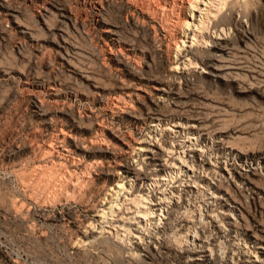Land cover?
Masks as SVG:
<instances>
[{"label":"rangeland","instance_id":"obj_1","mask_svg":"<svg viewBox=\"0 0 264 264\" xmlns=\"http://www.w3.org/2000/svg\"><path fill=\"white\" fill-rule=\"evenodd\" d=\"M233 1L243 24L229 18L224 40L189 55L225 71L178 77L176 15L158 20L143 0H0V264H209L184 250L200 237L193 219L217 242L216 264L243 251L264 264V0ZM158 118L196 124L205 147L188 160L215 186L184 196L158 252L135 250L130 228L86 235L108 225L96 217L102 207H119L108 195L116 171L148 183L126 140L183 151L175 136L150 130ZM213 189L224 201L207 204ZM223 204L235 218L221 234L205 216Z\"/></svg>","mask_w":264,"mask_h":264},{"label":"bare ground","instance_id":"obj_2","mask_svg":"<svg viewBox=\"0 0 264 264\" xmlns=\"http://www.w3.org/2000/svg\"><path fill=\"white\" fill-rule=\"evenodd\" d=\"M143 1L147 7V12H152L158 20L159 16L176 15L172 21L176 32V41L169 48L170 53L175 54V59L173 61L174 66L171 69L173 74H176L178 77L184 74L198 76L203 74L209 75L210 73L218 76L221 70L226 69L225 67H221V65L217 67L216 63L210 62L208 58L207 61L212 64L198 66L191 62L189 55L207 51L209 46L215 47L220 41L224 40L227 36V33H225V27L228 25L227 20L229 18H236V21L243 24L242 19L244 18V13L238 6L237 8L233 6V0ZM227 13L230 15L229 17H227ZM201 54L203 55V53ZM195 128L196 124L192 121L181 122L177 119L165 121L159 118L151 121L150 130L152 132L160 130L162 134L172 135L177 138L178 142L183 145V151L180 153L176 152V149L174 150L171 147H164L165 145H161L159 140L152 137H145L134 141L126 140L123 143L125 153H128V155L133 154L134 158L132 159H134L135 168H137V170L148 172V177H146L148 183L141 185V187H137L135 182L131 183L130 180L127 179V176H122L121 173L114 170L116 171V175L114 176L117 178L118 184H116L115 188L111 190L108 195L111 198H114V196L120 197L119 199H116L120 201L119 207L117 205L118 202L115 204L117 207H114L115 205H109L107 208L102 207L99 212L97 211L98 214L96 217L100 222L102 221L105 223V220H107L106 222L108 225L104 227H102L103 225L100 226L101 229L99 228V231L97 229L98 232L94 231L96 230L95 227V229L89 227L88 230H85V234L94 235V233H96V236L98 237L102 235L106 237L107 235V238H110L109 235H111L113 229L118 228L119 231H126L127 228H130L132 233L128 236L130 238L127 241H131L130 243H132L135 250L144 253H154L159 250V244L161 241L158 239L157 235L163 233L172 213L180 207L184 196L189 192L196 195L200 192V188H202V185L200 184L206 183L211 190L216 184L207 182V179L204 176H197L198 174L196 175V171L192 168L190 161L188 160L189 158L197 159L201 157V155L203 156L202 153L205 147L202 146V137L195 132ZM178 147L180 148V146ZM218 169L223 173V177H227V175L230 174L229 171L223 167ZM214 174L217 175L218 173ZM219 175H221V173ZM216 178L218 179V177ZM211 181H213V179ZM213 190H215L214 193L206 194L207 197H205L206 199L204 200H206L207 204L213 205L216 202L224 201V194L218 189ZM221 208L222 209L218 214H213V211L210 213L207 212L208 214H206L205 217L211 222L218 233L224 234L228 231L224 228V225L232 224V220L234 221L235 217L232 215V209V212L229 209H224V204ZM192 212H194V210H192ZM108 214L110 217L108 216L109 218L107 219L106 215ZM148 222L150 223L151 231L143 232L140 228L145 226ZM192 223V225L198 229L200 237H198L195 247L192 244H185L184 250H189L193 247L192 252L196 255V258H204L210 261L209 264H216L215 258L213 257L216 256L214 250L215 247L218 246L215 245L217 242H215V239L210 235H207L206 227L202 225V222L193 219ZM131 230L129 232H131ZM129 232L127 231V233ZM124 234L126 233L124 232ZM116 235L115 237L117 238ZM103 236L99 239L104 240ZM118 236L120 237V232ZM94 239H96V237H94ZM124 244L123 246H125ZM126 246H128L127 243ZM125 249L127 251L129 248L126 247ZM248 252L243 251V253L238 256V259L235 258L236 260L231 256L232 258L230 260H225V264L257 263L255 255ZM131 254L133 255V253ZM134 255L132 257H136Z\"/></svg>","mask_w":264,"mask_h":264}]
</instances>
